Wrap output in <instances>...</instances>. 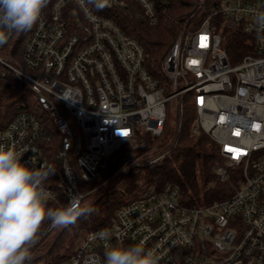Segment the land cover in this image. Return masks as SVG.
Here are the masks:
<instances>
[{"label":"built area","instance_id":"1","mask_svg":"<svg viewBox=\"0 0 264 264\" xmlns=\"http://www.w3.org/2000/svg\"><path fill=\"white\" fill-rule=\"evenodd\" d=\"M190 1L193 11L158 63L105 12L133 4L156 26L158 9L172 0H109L87 12L77 0H49L24 41L23 33L13 34L0 46L1 75L14 74L36 109L17 106L0 124V147L22 150L31 167L55 169L45 187L57 207L78 196L88 208L94 198L87 199L91 192L81 183L104 173L137 131L157 143L92 192L97 196L134 168L159 165L189 110L193 134L218 145L214 173L231 187L224 199L189 205L179 185L143 186L110 225L80 237L56 264H85L89 257L103 264L117 244H139L159 264H264V0ZM230 31L245 39L233 56ZM65 228L48 222L26 264H41V253Z\"/></svg>","mask_w":264,"mask_h":264},{"label":"trees","instance_id":"2","mask_svg":"<svg viewBox=\"0 0 264 264\" xmlns=\"http://www.w3.org/2000/svg\"><path fill=\"white\" fill-rule=\"evenodd\" d=\"M193 11L190 0H172L170 5L158 9L159 23L150 26L137 6L130 4L127 8L105 12L113 19L126 35L137 39L144 47L147 57L159 62L160 58L171 46L183 19ZM30 32V31H29ZM29 32L23 33L22 41ZM227 46L233 56L243 49L244 37L229 32ZM21 41V40H20ZM21 41V43H22ZM0 124L5 125L19 111L17 106L29 105L30 111H36L35 100L31 92L18 83L11 72L1 75L0 67ZM194 114L187 111L184 117L179 137L173 142L170 154L157 166L144 165L134 168L123 175L109 189L96 196L92 192L102 185L119 169L126 156L137 158L151 149L157 141L149 134L137 131L133 139V147L128 142L112 158L108 169L97 179L87 184L86 192H91L87 199H93L91 212L81 215L77 221L66 227L53 240L52 251L56 257L47 264H56L65 260L74 249L75 242L88 232L110 225L115 212L127 201L115 199L117 191L125 189L138 197L143 186H155L160 189L168 183L180 186L182 198L189 205L208 204L230 195V184L221 182L214 173L215 165L220 161L218 145L205 133L193 134ZM49 143V149H51ZM52 151V150H51ZM52 156V154H50ZM215 182V188L208 190L207 185ZM50 207H57L54 202H48ZM49 221L42 225L41 232ZM40 235V234H39Z\"/></svg>","mask_w":264,"mask_h":264},{"label":"clouds","instance_id":"3","mask_svg":"<svg viewBox=\"0 0 264 264\" xmlns=\"http://www.w3.org/2000/svg\"><path fill=\"white\" fill-rule=\"evenodd\" d=\"M49 0H0V46L13 34L30 31L42 19ZM84 11L103 10L109 0H77ZM23 151L0 147V264H26L42 225L63 229L74 224L90 207L73 196L65 206L50 207L45 182L52 166L34 168L22 160ZM106 235V234H105ZM103 264H159V257L139 244H117L105 253ZM85 264H101L89 257Z\"/></svg>","mask_w":264,"mask_h":264},{"label":"rangeland","instance_id":"4","mask_svg":"<svg viewBox=\"0 0 264 264\" xmlns=\"http://www.w3.org/2000/svg\"><path fill=\"white\" fill-rule=\"evenodd\" d=\"M232 63H233V65H237L238 63L237 62H235L234 60L232 61ZM193 97V93H191L190 94V98H192ZM61 112L62 113H64L65 114V116H67V114L64 112V110L63 109H61ZM73 126V125H72ZM73 128L75 129V131L77 132V128L75 127V126H73ZM133 140L132 141H130L129 143V145H130V147H133ZM144 155H147V152H145V153H143L142 155H140L139 157H137V158H141V157H143ZM116 156H114V158H115ZM113 158V159H114ZM130 158H132V157H125V158H123V162L120 164V165H122L126 160H128V159H130ZM144 160H145V158H144ZM146 161V160H145ZM78 176V178H79V175H77ZM107 181V180H106ZM105 181V182H106ZM81 186L82 187H87V184H84V183H81ZM97 191V190H96ZM95 191V192H96ZM102 193H104V191L102 192V188H100L99 190H98V192H97V196L98 195H101ZM133 193H130V192H127L125 189H122V190H119V191H117V193H116V195H115V199L116 200H119V199H122V200H125V201H128L129 199H131V198H133ZM89 202V201H88ZM52 245H53V242H50L49 244H48V246L44 249V251L41 253V254H44L43 255V257L40 259V261H39V263H41V264H47L48 262H52L53 260H54V258L56 257V251H52ZM45 252H48V254H45Z\"/></svg>","mask_w":264,"mask_h":264},{"label":"snow or ice","instance_id":"5","mask_svg":"<svg viewBox=\"0 0 264 264\" xmlns=\"http://www.w3.org/2000/svg\"><path fill=\"white\" fill-rule=\"evenodd\" d=\"M230 151L236 152L237 153V156L235 158H239V150L238 149H230Z\"/></svg>","mask_w":264,"mask_h":264}]
</instances>
